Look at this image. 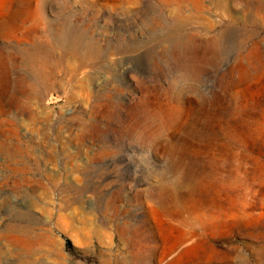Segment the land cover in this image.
<instances>
[{
  "label": "rangeland",
  "instance_id": "374dc122",
  "mask_svg": "<svg viewBox=\"0 0 264 264\" xmlns=\"http://www.w3.org/2000/svg\"><path fill=\"white\" fill-rule=\"evenodd\" d=\"M0 264H264V0H0Z\"/></svg>",
  "mask_w": 264,
  "mask_h": 264
}]
</instances>
